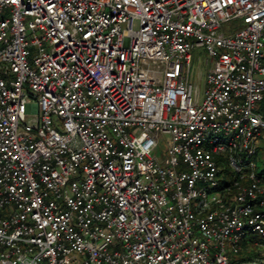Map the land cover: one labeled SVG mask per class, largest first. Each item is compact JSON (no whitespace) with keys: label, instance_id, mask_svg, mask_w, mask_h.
<instances>
[{"label":"built area","instance_id":"1","mask_svg":"<svg viewBox=\"0 0 264 264\" xmlns=\"http://www.w3.org/2000/svg\"><path fill=\"white\" fill-rule=\"evenodd\" d=\"M263 98L264 0H0V264H264Z\"/></svg>","mask_w":264,"mask_h":264},{"label":"rangeland","instance_id":"2","mask_svg":"<svg viewBox=\"0 0 264 264\" xmlns=\"http://www.w3.org/2000/svg\"><path fill=\"white\" fill-rule=\"evenodd\" d=\"M135 24L138 25L137 22ZM240 24H241V21L237 19L235 21H232L231 23H228L227 24V27L228 28H231L233 30V29H236L237 26L240 25ZM203 62H204V60H203V54L201 53V61H200V64L203 67V69L206 71L207 67H205V65H203L204 64ZM196 63H197V60H196V57H195L193 59V63H192L193 66H194V68H195V64ZM262 100L264 102V99H262ZM27 112H31V107L30 106H27ZM258 156H259V158L256 160V165H257L256 171L260 175L264 176V140H263V143L258 148ZM247 237H248L247 239H254V238H256V236H254V235H249Z\"/></svg>","mask_w":264,"mask_h":264},{"label":"trees","instance_id":"3","mask_svg":"<svg viewBox=\"0 0 264 264\" xmlns=\"http://www.w3.org/2000/svg\"><path fill=\"white\" fill-rule=\"evenodd\" d=\"M264 99V98H263ZM259 107L261 108V110L264 112V102L263 100L260 102Z\"/></svg>","mask_w":264,"mask_h":264}]
</instances>
